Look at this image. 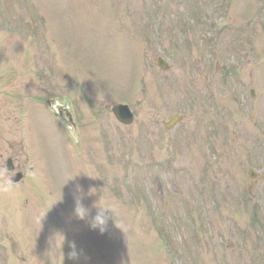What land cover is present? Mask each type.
Wrapping results in <instances>:
<instances>
[{
    "label": "rangeland",
    "instance_id": "1",
    "mask_svg": "<svg viewBox=\"0 0 264 264\" xmlns=\"http://www.w3.org/2000/svg\"><path fill=\"white\" fill-rule=\"evenodd\" d=\"M212 1L0 0V264H264V0Z\"/></svg>",
    "mask_w": 264,
    "mask_h": 264
},
{
    "label": "clouds",
    "instance_id": "2",
    "mask_svg": "<svg viewBox=\"0 0 264 264\" xmlns=\"http://www.w3.org/2000/svg\"><path fill=\"white\" fill-rule=\"evenodd\" d=\"M106 210H111L116 215V212L113 207H111L110 205H106V204H100L97 214L94 217V220L91 224L93 228H99L100 231L105 230V226L107 223V216L105 215ZM87 212H88L87 209H85L82 205L78 204L76 208V213L79 215L80 218L83 219L87 215Z\"/></svg>",
    "mask_w": 264,
    "mask_h": 264
},
{
    "label": "water",
    "instance_id": "3",
    "mask_svg": "<svg viewBox=\"0 0 264 264\" xmlns=\"http://www.w3.org/2000/svg\"><path fill=\"white\" fill-rule=\"evenodd\" d=\"M113 110L116 113L117 117L121 120V122H124V123L132 122L133 115L127 106L118 105V106L114 107Z\"/></svg>",
    "mask_w": 264,
    "mask_h": 264
}]
</instances>
